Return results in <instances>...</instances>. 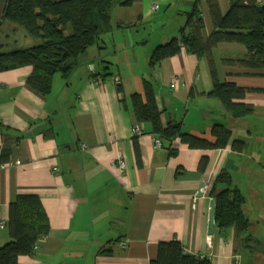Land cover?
<instances>
[{
  "label": "crops",
  "instance_id": "crops-1",
  "mask_svg": "<svg viewBox=\"0 0 264 264\" xmlns=\"http://www.w3.org/2000/svg\"><path fill=\"white\" fill-rule=\"evenodd\" d=\"M236 1L218 0L221 14ZM196 2L116 4L112 29L79 58L70 77L54 76L45 97L27 86L31 67L0 71V158L11 150L9 161H0V222H8L20 195H36L51 225L41 249L18 264H151L160 244L173 240L212 264H264V69L224 63L247 58L243 44L213 49L220 83L248 90L233 103L252 112L235 118L211 95L207 58L183 49L150 66L154 50L180 36ZM245 3L264 6V0ZM3 6L0 0V35L6 39L0 53L36 46L24 30L2 21ZM197 10L208 38L216 28L207 0H199ZM16 37L32 45L13 48ZM145 81L153 86L163 125L181 123L183 133L213 141L212 128L221 124L231 132L230 144L192 149L163 140L158 148L152 127L136 122L131 101L143 94ZM139 126L144 133L134 135ZM235 141L244 143L242 150L232 147ZM222 172L245 195L250 226L243 235L216 221L208 234L209 190ZM10 241L8 227H0V248Z\"/></svg>",
  "mask_w": 264,
  "mask_h": 264
},
{
  "label": "trees",
  "instance_id": "trees-1",
  "mask_svg": "<svg viewBox=\"0 0 264 264\" xmlns=\"http://www.w3.org/2000/svg\"><path fill=\"white\" fill-rule=\"evenodd\" d=\"M2 21L23 29L29 36L42 42L32 48L0 53V71L31 67L27 86L39 96H47L56 74L68 78L79 65V58L100 43L102 35L112 29L111 11L116 4L132 7L142 0H1ZM233 3L225 16L221 14L218 0H207L216 31L204 37L205 23L196 7L187 14L188 21L180 36L165 45L158 46L150 59L154 69L165 59L186 52L208 59L213 81L211 95L220 100L224 108L235 118H244L252 108L234 104L248 90L235 83L221 84L212 57V51L221 43H240L246 46L248 56L244 60H224L225 64L252 69H264V6ZM1 27V25H0ZM136 122L149 124L153 133L162 141L179 140L192 149H219L230 144L231 132L221 124L212 128L213 141L185 134L182 124H162L153 86L144 83L143 94L131 97ZM244 143L235 141L232 147L240 151ZM11 150L4 149L2 163L9 161ZM224 188V189H220ZM209 196L216 201V223L220 228L235 226L238 235L247 232L250 223L244 214L245 195L233 185L227 172L214 180ZM8 230L11 241L0 248V264H18L23 256L32 255L33 248L42 236H47L51 225L40 198L36 195H20L9 207ZM151 264H212L207 258L188 255L178 240L161 243L158 256Z\"/></svg>",
  "mask_w": 264,
  "mask_h": 264
},
{
  "label": "built area",
  "instance_id": "built-area-1",
  "mask_svg": "<svg viewBox=\"0 0 264 264\" xmlns=\"http://www.w3.org/2000/svg\"><path fill=\"white\" fill-rule=\"evenodd\" d=\"M155 8H158V6H156ZM112 81L116 84V85H120L121 84V80L118 76H114L112 77ZM174 86V85H173ZM144 133L143 129L139 126V127H134L133 128V134L134 135H142ZM83 148H86L85 144H82ZM156 146L158 148H161L163 146L162 140L160 138L156 139ZM126 167V162L124 160H122V158H120L119 160V168L121 170H123ZM8 222H0V227L1 228H7ZM47 239V236H42L39 238V241L37 242V244L34 246L33 248V252H37L41 249V243L44 242ZM209 243V242H208ZM123 247H125V244H121Z\"/></svg>",
  "mask_w": 264,
  "mask_h": 264
},
{
  "label": "water",
  "instance_id": "water-1",
  "mask_svg": "<svg viewBox=\"0 0 264 264\" xmlns=\"http://www.w3.org/2000/svg\"><path fill=\"white\" fill-rule=\"evenodd\" d=\"M205 187V184H202L201 190L199 192V196H202L203 188ZM216 221V201L215 199H211L210 201V213H209V223H208V234L212 235L214 231V224Z\"/></svg>",
  "mask_w": 264,
  "mask_h": 264
},
{
  "label": "rangeland",
  "instance_id": "rangeland-1",
  "mask_svg": "<svg viewBox=\"0 0 264 264\" xmlns=\"http://www.w3.org/2000/svg\"><path fill=\"white\" fill-rule=\"evenodd\" d=\"M21 30H23V29H21ZM151 36H152V38H154L156 36V34L152 32V35ZM5 40H6L5 37H3L2 35H0V42H5ZM16 40H17V42H16L17 44L14 43V45L12 46L13 48L14 47H22V46L29 47V46L32 45L31 43H24V40L23 39H20V37H16ZM33 41H34L35 45H38V44H40L42 42L41 40L34 39V38H33ZM9 44H12V43H9ZM13 48H11V49H13Z\"/></svg>",
  "mask_w": 264,
  "mask_h": 264
}]
</instances>
